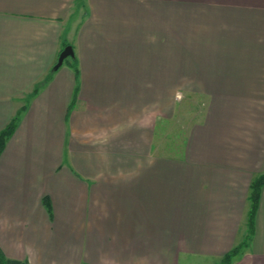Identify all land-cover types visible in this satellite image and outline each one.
<instances>
[{"label": "crops", "instance_id": "crops-1", "mask_svg": "<svg viewBox=\"0 0 264 264\" xmlns=\"http://www.w3.org/2000/svg\"><path fill=\"white\" fill-rule=\"evenodd\" d=\"M168 5L201 15L168 24ZM183 100L194 111L171 131ZM15 115L7 257L220 264L249 236L230 264H264V183L246 225L264 174V0H0V130Z\"/></svg>", "mask_w": 264, "mask_h": 264}, {"label": "trees", "instance_id": "trees-1", "mask_svg": "<svg viewBox=\"0 0 264 264\" xmlns=\"http://www.w3.org/2000/svg\"><path fill=\"white\" fill-rule=\"evenodd\" d=\"M56 66L54 65V68L50 70L48 75L46 76V79H48L51 75V72L53 69H55ZM17 122V115H15L10 122L0 130V153L2 152L7 139L11 136L13 133ZM264 183V174L259 175L256 177L250 185V193H249V209L247 211V217H246V225L248 229V233H251L253 229V218L257 207L258 197L260 193V188L262 184ZM249 236H246V239L240 242V244L234 246L228 253H226L220 264H230L233 257L240 251L243 246L247 243V239ZM0 264H30L26 260H19L14 258L7 257L2 249L0 248Z\"/></svg>", "mask_w": 264, "mask_h": 264}, {"label": "rangeland", "instance_id": "rangeland-1", "mask_svg": "<svg viewBox=\"0 0 264 264\" xmlns=\"http://www.w3.org/2000/svg\"><path fill=\"white\" fill-rule=\"evenodd\" d=\"M196 15H201V12H198V11L194 12L191 10V8L189 6H175V5L171 6V5H168L166 7V11H165V16L167 18L168 24L173 22V21H177V22H180L182 24L183 28H187V29L190 28L192 16H196ZM206 17L207 18L215 17V15H209ZM207 18H205V19H207ZM174 86L175 85H171L170 87H168V91H170L172 88H174ZM170 92L173 93V91H170ZM171 94H170V96H171ZM171 102H172L171 100H168V106L170 105ZM194 104L195 103L193 101L183 100V101H180L179 106L174 108V110L177 111V114L175 117H173L168 122V128H170L171 131L175 128V126L176 127L182 126L181 121L182 120L184 121L185 120L184 118L188 117L191 114L190 110H193V108L195 107Z\"/></svg>", "mask_w": 264, "mask_h": 264}, {"label": "water", "instance_id": "water-1", "mask_svg": "<svg viewBox=\"0 0 264 264\" xmlns=\"http://www.w3.org/2000/svg\"><path fill=\"white\" fill-rule=\"evenodd\" d=\"M72 55V49L70 46H66L59 54L57 62L55 64L56 68L62 63L63 59L68 56Z\"/></svg>", "mask_w": 264, "mask_h": 264}]
</instances>
